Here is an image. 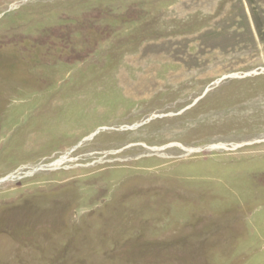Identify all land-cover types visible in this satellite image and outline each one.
I'll list each match as a JSON object with an SVG mask.
<instances>
[{
  "label": "rangeland",
  "instance_id": "374dc122",
  "mask_svg": "<svg viewBox=\"0 0 264 264\" xmlns=\"http://www.w3.org/2000/svg\"><path fill=\"white\" fill-rule=\"evenodd\" d=\"M0 264H264V0H0Z\"/></svg>",
  "mask_w": 264,
  "mask_h": 264
},
{
  "label": "bare ground",
  "instance_id": "6f19581e",
  "mask_svg": "<svg viewBox=\"0 0 264 264\" xmlns=\"http://www.w3.org/2000/svg\"><path fill=\"white\" fill-rule=\"evenodd\" d=\"M132 94V93H131Z\"/></svg>",
  "mask_w": 264,
  "mask_h": 264
}]
</instances>
